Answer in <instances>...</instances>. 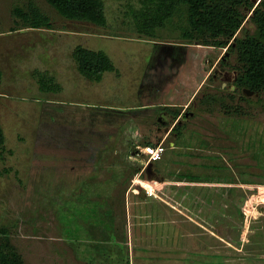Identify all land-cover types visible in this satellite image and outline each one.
Listing matches in <instances>:
<instances>
[{
  "label": "rangeland",
  "instance_id": "374dc122",
  "mask_svg": "<svg viewBox=\"0 0 264 264\" xmlns=\"http://www.w3.org/2000/svg\"><path fill=\"white\" fill-rule=\"evenodd\" d=\"M103 1L104 28L67 20L46 0H0V58L15 67L0 66V245L23 264H131L133 236L148 250L143 264H264V86L247 94L236 84L235 49L183 42L184 8L144 38L134 17L144 0ZM250 1L252 10L237 6L246 17L237 36L259 40L261 0ZM31 5L53 30H22L15 10ZM78 45L104 51L115 70L86 78L68 62ZM206 61L211 75L190 104L162 110L189 100ZM146 144L161 146L152 178ZM143 185L161 186L157 197Z\"/></svg>",
  "mask_w": 264,
  "mask_h": 264
},
{
  "label": "trees",
  "instance_id": "16d2710c",
  "mask_svg": "<svg viewBox=\"0 0 264 264\" xmlns=\"http://www.w3.org/2000/svg\"><path fill=\"white\" fill-rule=\"evenodd\" d=\"M46 1L67 20L87 22L103 28L107 26L108 20L103 0ZM238 4H242L248 10H252L254 7V3L250 0H235L232 7L219 5L218 0H144L142 8L135 12V30L144 38H154L159 35L158 31L165 28L180 9L184 8L188 26L180 28L183 42L235 49L244 68L242 75L237 78L236 84L243 87L244 90L258 93L264 86V0H261L252 13V18L258 25L259 40L252 37L238 38L237 33L246 18L237 8ZM15 12L25 23L23 29H54L50 16L34 5H31L27 11L17 8ZM206 32L215 38L214 41L196 43L194 34L200 35ZM74 56L80 73L92 81L102 80L106 71L113 70L112 62L103 51H92L78 46ZM4 143V131L0 126V148L4 146ZM150 145L153 144L145 146ZM158 159L153 160L151 164L153 165ZM5 248L0 245L1 264H23L16 252L9 247Z\"/></svg>",
  "mask_w": 264,
  "mask_h": 264
},
{
  "label": "crops",
  "instance_id": "0c3cea01",
  "mask_svg": "<svg viewBox=\"0 0 264 264\" xmlns=\"http://www.w3.org/2000/svg\"><path fill=\"white\" fill-rule=\"evenodd\" d=\"M22 30H24V29H22ZM28 30H30V29H28ZM14 31V30H13ZM16 31V30H15ZM19 31V30H18ZM174 43V42H173ZM179 43H181V42H179ZM170 44H172V43H170ZM188 46H196L195 47V49H200L201 51H202V49L204 50V48L205 49H207L208 50V52H210L211 51V49H212V47H209V46H202V45H194V44H187ZM78 46H81V47H83V48H86V47H84V46H82V45H78ZM77 46V47H78ZM76 47V48H77ZM86 49H88V48H86ZM90 50V49H89ZM92 51H94V50H92ZM200 51V52H201ZM75 52V51H74ZM74 52L71 54L72 55V58L71 59H68V62L71 64L72 63V59H74V61H75V63H76V68H77V70L79 71V68H78V63H77V61H76V59H75V56H74ZM104 52V51H103ZM105 53V52H104ZM62 56L65 58V56L66 55H64V54H62ZM108 56V55H107ZM57 57V58H56ZM109 57V56H108ZM67 58H70L69 56H67L66 57V59ZM1 59L2 58H0V66L1 67H3V65L5 66V67H7L6 66V64H8V65H10L9 67H10V69L13 71V69L15 68L14 67V65L13 64H11V63H13V57L11 56V58L10 57H6V58H4V63L1 61ZM60 59V60H59ZM109 59H110V57H109ZM50 60H54V61H56V66H58L59 67V72L60 71H63L64 70V67H65V61L62 59V57L61 56H55V58L54 59H50ZM15 61V60H14ZM110 61L112 62V60L110 59ZM67 62V61H66ZM207 61H206V64H205V68H207V72L205 73V76L202 78V80H201V82L198 84V86H197V88L195 89V91L193 92V94L189 97V100L188 101H185V100H182V101H175L174 103H172L171 104V106H165L164 108L163 107H160L162 110H169V109H171V110H175L176 108H183L184 106H186L187 107V105L188 104H190L189 102H191L193 99H194V97H195V95H196V93L198 92V91H200V89L202 88V86H204V84L206 83L205 81H207L208 80V78L210 77V75H211V72L212 71H210V69H209V67L207 66ZM112 65H113V70H115V67H114V64H113V62H112ZM45 66V65H44ZM45 68H49V69H52V70H54V71H56V69H55V66L54 65H52V64H50V65H48V66H46ZM57 72V71H56ZM80 72V71H79ZM53 76V75H52ZM54 77V76H53ZM87 78V77H86ZM97 82V81H96ZM205 82V83H204ZM2 92H6V91H1L0 90V93H2ZM0 101H2V99H1V97H0ZM183 110V109H182ZM133 156V155H132ZM131 156V157H132ZM132 158H136L135 156L134 157H132ZM130 161H132V160H130ZM135 163V162H134ZM139 174V173H138ZM140 176H141V173L139 174ZM137 179H139V178H137L136 177V179L134 178L133 179V183L134 184H136V186H138L139 184L138 183H136V180ZM131 181V180H130ZM160 187L161 186H159V188L158 189H160ZM133 190V192H135V193H137V190L136 189H132ZM157 190V189H156ZM137 195H139V194H137ZM157 191L155 192V196H153V197H157ZM147 197H149V196H147ZM128 237V236H127ZM129 237H130V234H129ZM154 237H155V235H152V238L151 239H149V241L151 242V241H153V239H154ZM127 243H128V246H129V248H130V250H131V247H132V251L134 252V253H136V255H137V258H136V263H135V257H134V259H133V261H131V264H143V263H145L146 261H144V257H143V255H140L139 253H143V254H145V253H147V252H145L144 250H147L146 248H138V247H133V236L131 237V238H129V239H127ZM141 250L143 251V252H141ZM148 251V250H147ZM151 252V251H150ZM138 261V262H137Z\"/></svg>",
  "mask_w": 264,
  "mask_h": 264
},
{
  "label": "built area",
  "instance_id": "2783aa9c",
  "mask_svg": "<svg viewBox=\"0 0 264 264\" xmlns=\"http://www.w3.org/2000/svg\"><path fill=\"white\" fill-rule=\"evenodd\" d=\"M160 145L158 146H154V145H150V146H143V147H139V152H141L146 158H148V162H152L153 160L157 159L160 157L161 155V149H160ZM145 171V170H144ZM150 182V181H148ZM156 181H152L151 183H154ZM158 183V182H156ZM144 187V186H143ZM148 196H155V192H156V188L155 191H150L149 189H147L146 187H144Z\"/></svg>",
  "mask_w": 264,
  "mask_h": 264
},
{
  "label": "water",
  "instance_id": "95a60500",
  "mask_svg": "<svg viewBox=\"0 0 264 264\" xmlns=\"http://www.w3.org/2000/svg\"><path fill=\"white\" fill-rule=\"evenodd\" d=\"M245 92H246L247 94H254L252 91H249V90H245ZM151 169H152V164L149 165V168H148L149 178H152V176H153Z\"/></svg>",
  "mask_w": 264,
  "mask_h": 264
},
{
  "label": "bare ground",
  "instance_id": "6f19581e",
  "mask_svg": "<svg viewBox=\"0 0 264 264\" xmlns=\"http://www.w3.org/2000/svg\"><path fill=\"white\" fill-rule=\"evenodd\" d=\"M144 186V185H143ZM144 187H146V186H144ZM147 188V187H146ZM147 189H149V188H147ZM150 190V189H149ZM151 191V190H150ZM153 192V191H152Z\"/></svg>",
  "mask_w": 264,
  "mask_h": 264
}]
</instances>
